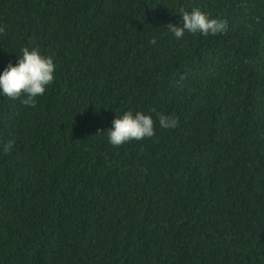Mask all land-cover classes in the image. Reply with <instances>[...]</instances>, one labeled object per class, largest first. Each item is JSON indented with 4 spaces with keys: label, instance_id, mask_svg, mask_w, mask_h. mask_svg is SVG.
<instances>
[{
    "label": "trees",
    "instance_id": "16d2710c",
    "mask_svg": "<svg viewBox=\"0 0 264 264\" xmlns=\"http://www.w3.org/2000/svg\"><path fill=\"white\" fill-rule=\"evenodd\" d=\"M196 8L226 31L176 39ZM25 46L56 71L0 96V264H264V0H0V72ZM128 110L155 135L114 147Z\"/></svg>",
    "mask_w": 264,
    "mask_h": 264
},
{
    "label": "clouds",
    "instance_id": "9594fccd",
    "mask_svg": "<svg viewBox=\"0 0 264 264\" xmlns=\"http://www.w3.org/2000/svg\"><path fill=\"white\" fill-rule=\"evenodd\" d=\"M183 27L168 25V30L176 39H183L185 32L199 34L204 37L215 36L227 29V22L213 18L210 13L201 9L182 12ZM155 41H153L154 43ZM22 56L15 65L11 62L0 72V96L9 99H21V104L35 108L37 97L43 96L54 82L56 65L51 55L42 54L38 47L22 48ZM159 126L163 129H174L178 120L172 116L159 115ZM153 116L143 112L128 110L112 121V127L107 131L108 142L119 147L125 143L155 135Z\"/></svg>",
    "mask_w": 264,
    "mask_h": 264
}]
</instances>
